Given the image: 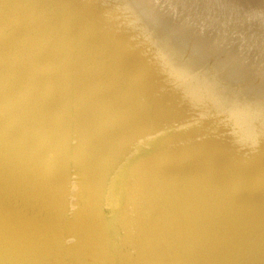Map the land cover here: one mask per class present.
Returning <instances> with one entry per match:
<instances>
[{
	"label": "water",
	"instance_id": "1",
	"mask_svg": "<svg viewBox=\"0 0 264 264\" xmlns=\"http://www.w3.org/2000/svg\"><path fill=\"white\" fill-rule=\"evenodd\" d=\"M0 264H264V0H0Z\"/></svg>",
	"mask_w": 264,
	"mask_h": 264
}]
</instances>
